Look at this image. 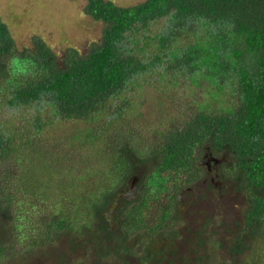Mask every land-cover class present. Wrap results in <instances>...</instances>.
Here are the masks:
<instances>
[{
    "label": "trees",
    "instance_id": "obj_1",
    "mask_svg": "<svg viewBox=\"0 0 264 264\" xmlns=\"http://www.w3.org/2000/svg\"><path fill=\"white\" fill-rule=\"evenodd\" d=\"M84 12L105 24L100 41L61 56L40 36L18 49L0 16V109L32 118L25 132L0 125V165L11 161L0 168V264H264V0H87ZM151 86L168 120L144 136L132 114ZM72 121L82 126L66 146L44 145ZM210 154L232 158L221 170L244 215L227 244L194 233L180 253L181 198ZM20 157L31 167L11 173ZM43 199L65 208L40 216L19 253L9 237Z\"/></svg>",
    "mask_w": 264,
    "mask_h": 264
},
{
    "label": "rangeland",
    "instance_id": "obj_2",
    "mask_svg": "<svg viewBox=\"0 0 264 264\" xmlns=\"http://www.w3.org/2000/svg\"><path fill=\"white\" fill-rule=\"evenodd\" d=\"M112 1L120 6H132L145 0ZM86 3L87 0H0V16L2 17L3 21L8 24L17 43L18 49L31 47L32 39L35 36H40L47 41V43L57 54H59V56H61L68 47H75L85 52L89 49V46L93 41H100L102 37L105 24L101 21L94 20L91 16L84 12ZM156 84L159 85V82ZM158 90L159 89L153 88V86L149 87L148 91L144 92V90H142L140 100L137 101L135 110L136 112L132 114L135 121L133 123L134 129L136 130L137 128V132L142 131L144 136L146 132L150 131L149 133H152L156 130V127H162L168 120V117L159 109L162 100L160 99L161 93H159ZM167 105L173 110L174 107H178L180 103L178 104L177 102L167 101ZM13 116L17 117L13 119ZM31 119L32 118H29L26 115L19 116L17 112H11L8 109H0V125L9 121L10 127L19 125L17 128H19L21 132L27 131L26 128L30 127ZM78 126H82V123L72 121L62 123L57 125L56 128L48 130L44 137V145L51 146L52 143H54L56 140H59V148L66 146L70 138L76 133V130L78 131ZM146 136H152V134ZM50 155L48 156L50 157ZM94 157L96 156L94 155ZM230 160H232V158L229 156H221L220 162H218L216 165L217 170H213L210 175H208L209 177H215L214 182L216 184L214 187L211 184L208 185V181L204 183L203 181H199L196 182L195 186L185 189L183 195L185 202L183 203V201H181L179 207L180 214L183 218L182 225H186L191 231H195L198 226H201L203 219L205 222L207 219H210V225H212L211 222L213 219L220 221L219 225H221V227L218 228L220 231L219 239H224L220 240V242L223 244H227L229 241L226 240V237L229 234L223 232L225 229H227L229 232H234L236 228V222H240L242 216L244 215L245 206V200L242 197V194L236 191L235 181H233L231 178L228 179L229 177H227V175L223 176L222 174L223 172L221 169L223 163L226 165L230 162ZM205 161L206 160L204 159L201 165L206 169ZM10 163L11 161L6 160L4 165L6 166ZM21 163L24 164V166L20 165ZM29 164H31L30 159L27 162L22 161L21 157L18 160L14 159L13 165L11 166V173H13L16 168L18 171L19 169L28 171V168L31 167ZM64 164L67 165V163ZM4 167L0 165V168ZM3 171L4 170H2V172ZM16 173L18 172L16 171ZM59 175L60 174H58V176ZM52 177L57 178V173L55 170H52ZM55 178H51L50 180H55ZM137 185L138 178L133 180L131 186H127L125 189H123L121 194H126L129 191H133L137 188ZM211 186L215 189V194L212 195L208 193L210 192ZM218 187L219 189H217ZM219 191L222 193L219 194ZM205 194H208L207 198H202ZM119 197L120 196L117 197L114 205L112 206V212L108 213V211H106L107 215L109 214L110 217L114 214L115 208L121 204ZM55 201L56 204L53 202V200L43 199L39 205L36 204V206L31 209L30 212H34L33 215L31 214L32 219L29 221L23 220L21 223L23 228H20L19 233L23 234H21L17 239L9 237L11 243L15 245V250L17 249V251L20 253L25 249L24 247H30L32 238L31 233L34 231L33 227L36 225V222L39 221L40 216L46 214L53 215V212H58L60 209L65 208L63 202L57 200ZM22 205L23 202L21 203V206ZM19 206L20 205H16V208ZM210 213L215 214V216H212ZM23 214L21 213V218L24 217ZM41 226V223L36 225L37 230L38 227ZM217 227L218 224L213 223L211 228H207L208 233H213ZM28 228V233H30V236L29 239H26L25 233H27ZM193 234L194 233H182V237L180 239L181 244L178 242V244L181 245L180 249L182 250L180 253H183V250H185L187 246L186 244L189 245L195 242V239L193 238L190 243H187L186 240H184L185 236H193ZM4 240H7V238ZM28 251H30V249L25 251V253L29 256ZM58 259V257L53 256L48 257V259L41 258L38 262L32 257L28 259L26 256L24 260L26 262L25 264H58ZM76 261L78 260L76 259ZM87 261L88 258L86 261L82 260L80 263L87 264Z\"/></svg>",
    "mask_w": 264,
    "mask_h": 264
},
{
    "label": "flooded vegetation",
    "instance_id": "obj_3",
    "mask_svg": "<svg viewBox=\"0 0 264 264\" xmlns=\"http://www.w3.org/2000/svg\"><path fill=\"white\" fill-rule=\"evenodd\" d=\"M220 160H221V158L218 159V158L214 157L212 154H210L209 156H206L205 165H206L207 174H206V176L204 178H202L203 183L206 182V181H208V185L211 184L213 187L215 186V184H216L214 182V178L215 177H213V176L212 177H209L208 175H210V173L213 170H217L216 165H217L218 162H220ZM216 175H217V173H216ZM206 178H207V180H206ZM188 188H191V187H188ZM217 189H219V187ZM208 193L209 194H212L211 191L208 192ZM218 193L221 194L222 192L219 191ZM181 200L183 201V203L185 202V200H184L183 197L181 198ZM186 203H188V202H186ZM213 212L216 213L215 211H213ZM211 215L212 216H215V214H211ZM209 223H210V219H207L206 222L203 219V221L201 222V226H198L195 231L194 230L191 231V230H189V227H187L186 225H182V229H180L179 232L180 233H208L207 228H211L212 225H213V223H217L218 224V227H217V229L213 233H216V232L217 233H220V231L218 230V228L221 227V225H219L220 224V221H217V220L213 219V221L211 222L212 225H210ZM223 233H233V232H229L227 229H225V231Z\"/></svg>",
    "mask_w": 264,
    "mask_h": 264
}]
</instances>
